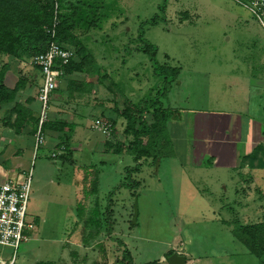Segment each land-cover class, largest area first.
<instances>
[{"label": "rangeland", "instance_id": "rangeland-1", "mask_svg": "<svg viewBox=\"0 0 264 264\" xmlns=\"http://www.w3.org/2000/svg\"><path fill=\"white\" fill-rule=\"evenodd\" d=\"M64 1L89 6L84 10L89 15L85 20L95 27L88 29L83 23L75 33L100 73L107 76L101 80L106 87L101 99L108 97L111 107L102 113L112 116L116 109L118 115L112 116L116 123L107 137L86 128L91 143L97 144L96 148L102 145L104 155L97 149L90 154L76 153L78 163H92L94 171L84 178L73 167L48 159L49 152L42 148L34 157L32 153L25 168L31 167L32 172L26 222L35 217L39 221L31 239L15 252L13 264L61 259L66 264H113L121 256L122 245L130 252L132 264H165L170 252L184 256L186 264H257L232 238L230 229L233 222L264 219V171L233 167L236 151L244 154L242 135L247 125L264 130V82L260 81L264 79L263 30L233 0ZM95 7L97 16L91 18ZM147 44L155 49L153 56L138 50ZM172 68L179 74L160 101L187 119L173 139L176 157L161 160L156 170L144 163L137 177L141 187L136 200L125 189L109 195L122 181L124 168L132 167L133 162L129 156L106 153L104 143H125V121L120 113L130 104L155 97L163 80V75L156 73ZM83 106L76 107L79 115L86 114ZM195 112L213 120L210 127L219 137L213 138L211 147L216 150L226 140L228 157L212 161L216 151L209 146L197 156L201 167H196L195 160L189 161L184 145L197 144L191 121ZM232 113L240 119V123L235 120L242 127L240 143L233 141L237 136L224 138L218 131L220 126L226 127ZM90 120L87 117L82 123L88 125ZM99 160L104 164H98ZM98 174L99 207H106L111 198L114 229L109 235L101 232L86 239L93 228L76 224L77 209L82 191L90 190V182ZM82 201L90 206L86 220L93 202ZM1 251L11 258V250Z\"/></svg>", "mask_w": 264, "mask_h": 264}, {"label": "trees", "instance_id": "trees-1", "mask_svg": "<svg viewBox=\"0 0 264 264\" xmlns=\"http://www.w3.org/2000/svg\"><path fill=\"white\" fill-rule=\"evenodd\" d=\"M55 5L57 6L59 20L56 27V41L60 47L73 52V58L61 68V75L58 79L62 84H66L65 91H67L69 97L77 93L79 97L86 99L94 89L92 82L95 81L96 84H99L107 76L100 73L93 58L75 33V30L80 29L79 26L83 23L85 27L88 26V29L94 26L91 20L90 23H86L85 19L89 15L85 14L86 6L81 2L0 0V58L5 57L9 61L27 63L34 56L45 52L51 41L46 30L52 24ZM91 9L93 10L90 11V17L94 18L97 16V7ZM138 50L151 52L152 56L155 54V49L148 44L139 47ZM8 69L9 62L0 65V109L11 105L16 94L25 87V81L21 78L18 79L12 89L5 87L3 80ZM81 74L84 75L83 79L75 76ZM156 74L163 75L162 84L157 90L156 96L148 101H143L141 104L126 106L119 115L125 121L123 130L125 143H112L109 141L104 143L106 153L108 151L110 154L118 156L126 155L133 162L132 167L124 168L122 181L109 195L113 196L115 192L125 189L130 191L133 199L136 200L138 197L136 191L141 187V181L137 177L142 172L144 163L150 164L156 170L161 160L171 158L174 155L173 145L167 135V125L178 115V112L172 108L163 107L160 100L165 97L166 92L171 88L173 81L179 74V70L172 68L168 72L162 70V72ZM107 90H109L108 87ZM62 93L63 91L56 87L52 92L50 103L53 98H58ZM6 113L8 116L3 124L13 130L15 134H20L29 121H31V124L33 123L31 134H34L37 119L29 120L30 113L28 110L15 104ZM113 113L118 115L116 109L113 110ZM12 116H14L13 120ZM100 117L105 116L101 113ZM104 120L110 123L111 132H113L116 120L112 116H107ZM74 126L73 123L57 117L47 120L43 126L44 134L54 135V139L57 140V143L51 149L52 152H49L48 159L57 160L62 165L71 166L73 164V153L70 150V145ZM51 153L56 154L54 158L50 157ZM149 160L151 162L148 163ZM242 165H246L249 170H264V143L257 145L249 155L244 156ZM87 175L89 174L86 173ZM90 186L89 191H82L85 197H88L92 190L96 192L97 180L93 179ZM110 199H108L110 204L103 208L100 206L98 209L97 205L99 203L95 198L92 212L85 221V229L93 228L86 234V239L98 236L101 232L104 235L112 233L114 229V211L112 209L113 201ZM133 210L136 211L135 204H133ZM134 217H136V214ZM231 225L229 226L232 227L230 229L232 238L257 259V264H264V219L248 224L233 222ZM122 247L121 256L116 257L113 264H132L130 252L123 245ZM171 254L172 252L168 253L167 257ZM164 263L167 264L166 261ZM38 264L47 263L40 262Z\"/></svg>", "mask_w": 264, "mask_h": 264}, {"label": "crops", "instance_id": "crops-1", "mask_svg": "<svg viewBox=\"0 0 264 264\" xmlns=\"http://www.w3.org/2000/svg\"><path fill=\"white\" fill-rule=\"evenodd\" d=\"M6 62H9V69L4 75L3 83L5 87L12 89L17 83L19 78L25 81V87L16 94L13 103L4 109H0V170L2 172L11 173V172H18L21 170H25V168H27L28 166L29 159L32 158V153H33L32 147H33L34 138L31 132L33 131V123L31 124V121L26 123L23 131L17 135L15 134L13 130H11L10 128L6 127L3 124L6 121V118L8 116L6 112L9 111L10 108L16 104L19 107H22L25 110L29 111L30 113L29 120L37 119L38 110H39V104L37 102V92L40 87L39 83L42 82V80H41V74L39 70L36 67L29 65L28 62L25 63L23 61L21 62L9 61L5 57L0 58V65ZM75 76L81 79L84 78L83 74L75 75ZM260 81L264 82V79ZM92 83L94 85V89L88 95L89 100L85 102V99L83 97L82 98L79 97L77 93L72 95V97H69L67 91H65L66 84H62L61 81L58 79L56 87L57 88L59 87V89L63 91V93L61 96H58V98L56 99L53 98V101L50 103V107H49V118L57 117V118L66 120L69 123H73L75 125L73 129L71 145H70V150L73 153V156H72L73 164L71 165V167L76 169L78 174L81 173L83 178L85 177L86 173L88 174L91 172L92 163L87 164V163L81 162L80 164L76 160L75 155H77L76 153L80 155V154H83L84 152H85L84 154L86 153L90 154L92 152H95L96 149L98 150L99 154L104 155L101 153L102 145L100 148H96L97 144L91 143L90 140L93 138L87 135L86 128L89 130H92L91 125L93 124L95 120H99L98 118L101 116V113L103 112L101 110L105 109V107H109V108L111 107V100L108 97L106 98L103 97V99H101V96H102L101 91L106 90V87L103 85V83L101 82L99 84H96L95 81H93ZM108 95L110 96V92H108ZM83 105L87 107L86 114L79 115L77 113L79 112L78 109L79 107H84ZM73 106H75V108ZM76 107L78 109H76ZM236 114H238V112ZM236 114L232 113V115L228 116L227 121H225L227 122L226 127L222 128L220 126V128H218V131H219V134H222V137L224 138H227L228 136H234V137L237 136L238 138L233 141L234 143L235 142L240 143V142H237V140L239 139V136L242 135L240 133V131H242L241 129L242 127L236 124L235 120L237 121L240 120L234 117V115ZM110 115L111 114H109V116ZM112 116H115V114L113 113ZM205 116L206 117L200 116L199 113L197 112L193 113V117L191 121L195 123L194 125L195 133L193 132L192 134H193V137L197 139L196 141L197 144H194L193 146L191 144L184 145V150L189 157V161L195 160L196 167H201V164L197 162L200 157H197V156L203 153L205 149H208L209 146L212 151L215 150L214 147H211V143L214 141L213 140L214 137H219L217 132L210 127L211 125L209 123L210 121L212 122L213 120L211 118L210 119L208 118L209 117L208 114ZM219 116H222V114L219 113ZM87 117L91 118L88 125H86L85 123H82L85 119H87ZM13 118L14 116H12V120ZM186 120L187 119L183 118L178 113V115L168 123L167 130L169 132L170 140H172L173 142V146H174V140H175L174 138L179 131V127H181L180 125H182L181 124L182 121H186ZM250 120L254 121L252 119ZM203 121L205 122V126H204ZM251 121L249 122L251 123ZM201 123L203 124L204 128H202ZM204 131H207V132H204ZM263 133H264V130H262L261 127L259 128V126H256L255 124L247 125V129L245 131L243 130V135H242L245 137L244 139H245L246 148L244 149V154L242 155H239L238 152L236 151L235 159H234L235 163L233 165L234 168H237L238 166L239 168H241L240 170L242 171L244 169L249 170L246 165L244 166L242 165V158L244 156L249 155L257 145L264 143ZM54 138H55L54 135L46 134L45 143L42 149L46 150L47 152H52L51 149L57 143V140ZM202 144H204V146H202ZM205 145L207 148L205 147ZM188 147L190 148L189 150H188ZM175 150L176 148L173 147V151H174L173 157H176ZM215 151L216 153H214V157L211 158L212 161H218V159H220V156L222 155L228 157L229 147H228L227 141L225 140L222 143L221 147L216 149ZM189 154H191V156H193L194 158L192 159L189 156ZM98 164L102 165L104 164V161L99 160ZM255 171L256 170H254L253 172ZM258 171H264V170H258ZM98 176L99 174L96 175V177H93V179H96L98 181ZM97 194H98V182H97L96 192L92 190L91 193L88 195V197H85L82 192V197H80L81 202L78 205V209H77L78 220L76 224L78 225L80 223L79 225H81L83 229H85L86 220L84 218L86 217V214L88 211L87 208H89L90 206L89 205L85 206L84 205L85 203H83L82 198L84 199V201H86V203H89V200H91L93 202V205H92V209H93L95 198L99 203ZM97 208L99 209V205H97ZM26 214H27V211H26ZM38 221H39L38 217H35L32 220L27 221V224L31 226V228L26 230L25 232V235L27 236L28 240H30L31 237L33 236V232H34V229L38 225ZM1 250L6 251L9 249L0 248V259L8 262L10 258L4 257L5 252H2ZM74 256H75V253H72V259L74 258ZM163 259L164 258L162 257L160 261L158 262H161ZM68 261L72 262V260H68ZM40 262H43V261H38L35 264H38ZM192 262L193 261H190V263ZM44 263L66 264V261L61 259L58 261H44ZM68 264L70 263L68 262Z\"/></svg>", "mask_w": 264, "mask_h": 264}, {"label": "built area", "instance_id": "built-area-1", "mask_svg": "<svg viewBox=\"0 0 264 264\" xmlns=\"http://www.w3.org/2000/svg\"><path fill=\"white\" fill-rule=\"evenodd\" d=\"M257 22L264 32V0H233ZM59 24L57 6H54L51 26L46 30L51 41L45 52L34 56L28 64L37 67L41 74V86L37 92L39 110L33 134V157L44 146L43 126L49 119L52 92L55 90L61 68L72 58L73 52L60 47L56 41V27ZM91 129L108 136L111 125L105 120H95ZM50 157L54 158L55 154ZM32 172L30 169L6 173L0 170V248L12 251L8 262L0 259V264H12L15 252L21 243L28 240L26 230L31 226L26 222L27 202L30 192Z\"/></svg>", "mask_w": 264, "mask_h": 264}, {"label": "water", "instance_id": "water-1", "mask_svg": "<svg viewBox=\"0 0 264 264\" xmlns=\"http://www.w3.org/2000/svg\"><path fill=\"white\" fill-rule=\"evenodd\" d=\"M166 263L167 264H186V260L184 256L177 254V253H172L170 256L166 258Z\"/></svg>", "mask_w": 264, "mask_h": 264}]
</instances>
